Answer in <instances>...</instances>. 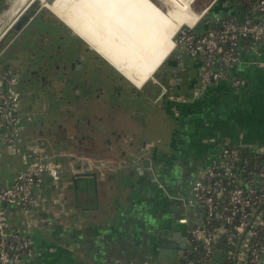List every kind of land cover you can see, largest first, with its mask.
Wrapping results in <instances>:
<instances>
[{
  "label": "crops",
  "instance_id": "0c3cea01",
  "mask_svg": "<svg viewBox=\"0 0 264 264\" xmlns=\"http://www.w3.org/2000/svg\"><path fill=\"white\" fill-rule=\"evenodd\" d=\"M6 1L1 0L0 12ZM159 1L58 0L55 14L42 8L21 31L11 28L6 33L2 44L6 38L8 43L4 48L16 45V56L24 51L30 57L8 59V64L0 59V66L17 75L28 68L49 74L51 56L64 54L71 44L73 30L93 49L94 43L98 51L94 50L141 87L168 58L176 32L184 25L194 26L200 19V14L192 10V1ZM24 2L17 0V6ZM164 7H169L167 12ZM209 8L207 19L195 31L197 34L218 28L229 18L252 21L243 0H213ZM40 22L45 27L36 25ZM25 33L30 35L26 45L16 44ZM142 43L148 44L140 58ZM182 54L183 63L180 56H174L160 75L175 81V86L147 88L143 95L148 101L127 107L119 105L117 118L106 124L114 131V148L122 146V151H101L61 160L45 149L48 158L66 167V174L59 183L45 177L34 193L31 220L10 207V225L34 242L32 264H176L160 261L158 245L165 237L169 244L177 239L179 246L188 241L189 228L203 220L202 208L186 204L195 182L211 166L221 163L222 151L227 146L251 151L264 148V42L243 39L227 78L208 83L207 87L202 85L203 58ZM173 65L182 70H172ZM236 78L243 84L234 85ZM161 94H165L164 98L157 102ZM23 111L27 107L22 102ZM32 123V119L25 126L22 123L19 148L23 152H31L29 146L38 144L26 136H51L47 132L53 128L48 124ZM62 123L61 134L51 136L53 143L71 141L75 121ZM96 139L97 147L105 146V136ZM145 144L149 147L147 152H152L156 144V155L161 159V167L155 168L154 173L145 165L147 152L132 154L134 148ZM4 150L9 159V174H3L0 166V179L7 184L22 168L23 156L9 150L0 138V159ZM87 169L97 174L96 187L92 181H73L75 173H88ZM184 216L189 220L186 225L178 223ZM227 257L225 249L215 254L217 261Z\"/></svg>",
  "mask_w": 264,
  "mask_h": 264
},
{
  "label": "built area",
  "instance_id": "2783aa9c",
  "mask_svg": "<svg viewBox=\"0 0 264 264\" xmlns=\"http://www.w3.org/2000/svg\"><path fill=\"white\" fill-rule=\"evenodd\" d=\"M243 1L251 13L261 18L251 22L229 18L220 27L202 34L194 32V26H185L178 32V48L191 57L203 58L204 83L227 78L243 39L264 42V0ZM20 14L15 13L0 26V59L6 49L1 46L3 39ZM233 83L238 86L243 81L236 78ZM18 84L19 76L0 66V138L9 150L23 156L22 168L12 182L6 184L0 179V264H32L34 242L10 225V207L31 220L36 189L46 176L59 183L67 172L62 163L48 158L39 144H31L28 149L31 152L20 150L22 102ZM255 152L263 161L251 163L246 159L240 165V149L227 146L222 151L221 163L211 166L195 182L186 204L190 208H202L203 220L189 228L188 241L179 243V249L185 250L179 262L216 264L220 262L215 258L218 242L228 238L236 249L226 248V259L233 258V264H264V148ZM178 223L186 225L189 220L184 216Z\"/></svg>",
  "mask_w": 264,
  "mask_h": 264
},
{
  "label": "flooded vegetation",
  "instance_id": "af4514ba",
  "mask_svg": "<svg viewBox=\"0 0 264 264\" xmlns=\"http://www.w3.org/2000/svg\"><path fill=\"white\" fill-rule=\"evenodd\" d=\"M91 45L94 49L97 48L94 43H91ZM98 46L100 45L98 44ZM74 48L75 45L71 42L63 55L53 54L51 56V68H49V74L44 73L39 69L34 70L28 68L18 75L19 85L21 87V102H23L26 107L30 106L31 109L37 108V111L39 112L47 114L55 113L56 119H52V125L55 127L49 131L51 136L57 137L61 134L63 125L62 122L58 121L62 118L63 114L59 105L66 103H69L67 105H73V101L75 102L76 100H82V102L85 99L90 100L91 102H88V104L91 106L88 108L84 107L81 112L77 113V116L70 113V116H65L63 118L64 121L67 119L75 121V130L69 136L71 141L65 143L59 142L56 144V148L53 149L55 151H66L71 158L72 156H83L88 153L101 154L102 152L106 153L114 150L122 151V146L117 149L114 148V142L112 141L114 131L111 132L106 128V124L108 122H113L117 118V107L119 105L123 104L125 107L130 106L135 103L134 100L137 98H141V103L148 101V99L144 97L143 92L148 88L147 84L149 80L141 87L136 86L123 74H120V71L117 68L116 69L119 72L116 69L111 68L107 63L105 64L103 58L97 54H94L93 56L88 55L89 49L85 42L84 56H82L81 47L78 51ZM177 49L181 52H185L180 48H176V50ZM174 56H176V54L172 51L171 57L163 62V64L157 69L155 75L157 73L160 75L164 74L167 64L170 63ZM173 67L177 66L173 65L172 68ZM94 72H102L103 75L107 76L108 88L106 91H104L103 88L98 85L96 80H94ZM160 75L159 77L164 76ZM167 78L168 77H163L161 80L155 79L154 81L156 82L153 83L155 84L154 87L159 90L167 85H176L175 81L167 80ZM65 87L71 88L73 91L72 98L69 100L64 99L65 95L63 93ZM93 91L99 92L97 94L98 98L96 97L99 101H93L91 99L94 98L91 97ZM164 95L165 94L159 95L157 102L162 100ZM131 98L133 100H131ZM40 124L44 126L48 123L41 120ZM49 125L50 123L48 126ZM99 136H105V146L102 148L97 147L96 145L98 142L96 138ZM116 137H119V135ZM145 145H141L138 149H148L149 147Z\"/></svg>",
  "mask_w": 264,
  "mask_h": 264
},
{
  "label": "rangeland",
  "instance_id": "374dc122",
  "mask_svg": "<svg viewBox=\"0 0 264 264\" xmlns=\"http://www.w3.org/2000/svg\"><path fill=\"white\" fill-rule=\"evenodd\" d=\"M41 1L40 0H34V2H39V5H41L44 10L45 9L49 10L48 9V6H49V8H52L49 11L52 10L53 12L55 10L54 8H55L56 4L58 3V0H41ZM189 1H192L191 2L192 10L194 12L200 14V19L198 20V22L193 27V28H196L197 26L203 24L204 20L207 19V14L209 13V10H210L209 5L212 3L213 0H189ZM0 2H1V0H0ZM15 2H16L15 3L16 7L13 10L14 14H15V11H17V13H20L25 8V6L28 4L29 0H25L24 3L19 5V7L17 6V0H15ZM44 3L45 4L47 3V5H45ZM157 3H160V1L158 0ZM18 8H20V9L18 10ZM168 8L169 7H164L163 9H164V11L167 12ZM14 14L10 15L11 17L10 16L9 17L13 18L15 16ZM9 17H7L2 24H5L8 21ZM36 25H38V27H41V28L45 27L44 25L42 26V22H40L41 26L39 25V23H37ZM185 26H188V25H184L181 28H183ZM37 30H40V29H37ZM179 30L176 32V34H175V36L173 38V40L175 42V46H174L172 51H174V50H176V48H178L179 43L177 42V37H178ZM71 32H72V35L70 37L71 38V42L75 45L76 51L80 50V47H81L82 54H83L82 56L85 55L84 54L85 53L84 52V42H85L86 46L89 49V52L87 51L88 55L93 56L94 54H97L98 56L103 58L83 38L78 36L73 30ZM29 36H30L29 33H25L24 37L20 38L17 41L16 44H24V45H26V42H27ZM7 43H8V38L5 39L4 43L2 44V48H4ZM35 43H37V39H36V41H34L33 45H35ZM15 48H16V45H13L12 47L8 46V48L5 49V51H4L3 55H2L3 58H1V59H3L4 62H6L7 64H8V62L6 60H8V59H11V61L14 59V61H16V58H17V60L18 59H20V60L26 59L27 60V58L30 57V55L28 53H25L24 51H19V55L16 56ZM172 51H171L170 55L168 56V58L171 57ZM168 58L166 59V61L168 60ZM103 60H104L105 64L107 63L111 68L116 69L106 59L103 58ZM155 73L153 74V76L151 77V79L149 80V82L147 84L148 88H151V87H153L155 85V84H153L155 82L154 80L158 79V77L160 75L158 73L155 75ZM94 80H96L98 85L101 86L104 91L107 90V88H108V78H107L106 75H103L102 72H94ZM153 88H155V87H153ZM72 92L73 91H72L71 88L65 87L64 88V93H63L65 95L64 99H66V100L71 99L72 98ZM98 93L99 92L93 91V94L91 95V97H94V98H91L93 101H97L98 100V99H96ZM131 100H133V99L131 98ZM141 101H142L141 98L140 99L137 98V99L134 100V102H141ZM88 102H91V101L85 99L83 102H82V100H80V101L76 100L75 102L73 101V105H67L69 103L60 104L59 106L62 108L63 114H62V118H60L58 121L64 122L63 118L65 116H70V113H72L75 116H77V113L81 112L84 107L88 108V107L91 106L90 104H88ZM28 107H27V111L26 112L23 111V112L20 113V115H21L20 117H21V120H22V123H23L24 126L27 124L28 117H32V119H33L32 125H41L40 122L42 120V121L47 122L48 124L50 123L49 128H53L54 129V126L52 125V119H56V117H55L56 114L55 113L54 114H47V113H44V112L37 111L38 110L37 108L31 109L30 106H28ZM67 120L69 121L71 119H67ZM32 125L30 124V127H32ZM27 133H28L27 130L23 131L24 135H26ZM47 133L50 134L49 131ZM26 139L29 140L30 142H35V143L40 144L44 149H47L49 155L54 154L55 156H57L61 160L62 159H66L68 157V154H67L66 151H60V150L55 151L53 149V148H56V142L53 143L54 141L53 142L51 141V139H52L51 136H48L47 134L44 136V138L43 137H39V135H37V136H31V137L30 136H26ZM52 143H53V145H52ZM8 160L9 159L7 158L6 151L4 150V156L0 159V166H1L2 170H3V174H6V173L9 174L8 167H7Z\"/></svg>",
  "mask_w": 264,
  "mask_h": 264
},
{
  "label": "water",
  "instance_id": "95a60500",
  "mask_svg": "<svg viewBox=\"0 0 264 264\" xmlns=\"http://www.w3.org/2000/svg\"><path fill=\"white\" fill-rule=\"evenodd\" d=\"M236 2H238V0H236ZM15 3H16L15 0H7L6 1V3L4 4V7L2 8V10L0 12V24L3 23L7 17H9L10 15L14 14L13 13L14 12L13 10L16 7V4ZM19 9L20 8H18V10ZM40 9H42V6L39 5V2H34V0H29L28 4L21 11L20 16L17 19V21L15 22V24L13 25L12 29L16 30L17 32L21 31L23 29V27L27 23L30 22L31 18L34 17L40 11ZM48 9L50 10V8H48ZM15 13H17V11H15ZM174 54H176V56L179 55L181 57V63H183V61H184V55L182 54V52L179 49H177V50H174ZM175 69H177L178 71H181L182 70V67L181 66L173 67L172 70H175ZM202 85L204 87H207L208 86V84L207 83H204L203 81H202ZM151 144H153V143H151ZM155 145L156 144L153 145L154 149L156 148ZM154 149H153L152 152H147V149L146 148L145 149H141V150H139L137 148H134V150L132 151V154L133 155H139V154H142V152H147V154L149 155V158L145 159V165L147 166L148 171L150 173H154L155 168L161 167V165L159 164V162H161V159L158 158L157 155H156V153H157L156 149L157 148L155 150ZM152 160L155 162L154 165L151 164ZM79 169H80V167H79ZM86 171H88V169ZM83 179L86 181L85 183L90 184V183L93 182V185L95 187L97 186V174L96 173H89V171H88V173L87 172H79V173H75L73 175V181L75 183L78 182V181H82ZM172 241H173V244H169L168 241H166L165 237L161 238V240L159 241L158 252H159L160 261L161 262H169V263H176V264H178V262L183 259L182 256H183L185 250L184 249L178 250L179 249V246L177 244V239L174 238ZM167 248H169L170 250L167 249ZM164 254H171L173 257L170 258V259H168V258H166V257L163 256ZM185 258H186V256H185Z\"/></svg>",
  "mask_w": 264,
  "mask_h": 264
},
{
  "label": "trees",
  "instance_id": "16d2710c",
  "mask_svg": "<svg viewBox=\"0 0 264 264\" xmlns=\"http://www.w3.org/2000/svg\"><path fill=\"white\" fill-rule=\"evenodd\" d=\"M249 15L251 16V20L252 21H256L257 19L256 16L258 15H255L253 13H251L249 10ZM261 17H258V19H260ZM201 28V25L197 26L194 30V32ZM4 69H7L6 66L3 67ZM240 155H241V161H240V165L243 163V160L245 161L246 159H248L249 162L253 163L255 161H263L262 159V156L261 155H257L255 151H251L250 149L248 148H241L240 149ZM226 248H229L231 250H235V246L233 244V242L229 241L228 238H221L218 242V245H217V249H226ZM203 254V252L201 253V255ZM234 263V260L233 258H229V259H225V260H222L220 262H216V264H233ZM181 264H186V262H182Z\"/></svg>",
  "mask_w": 264,
  "mask_h": 264
},
{
  "label": "bare ground",
  "instance_id": "6f19581e",
  "mask_svg": "<svg viewBox=\"0 0 264 264\" xmlns=\"http://www.w3.org/2000/svg\"><path fill=\"white\" fill-rule=\"evenodd\" d=\"M53 12V11H52ZM54 13V12H53ZM87 13V11L85 10L84 11V15ZM55 14V13H54ZM11 17V16H10ZM10 17H9V19H10ZM60 18V17H59ZM8 19V20H9ZM8 22V21H7ZM147 44L148 43H142V44H140V47H141V50L138 52V56L140 57V58H142L143 57V54H144V50L146 49V46H147ZM173 45L175 46V42H174V40H173ZM170 55V54H169ZM163 64V63H162ZM116 68V67H115ZM123 74V73H122ZM125 77H126V75H125ZM127 78V77H126ZM128 79V78H127ZM129 80V79H128ZM130 81V80H129Z\"/></svg>",
  "mask_w": 264,
  "mask_h": 264
}]
</instances>
